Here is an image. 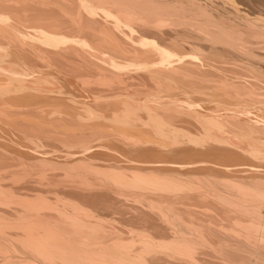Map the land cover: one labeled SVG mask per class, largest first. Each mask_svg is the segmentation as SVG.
I'll use <instances>...</instances> for the list:
<instances>
[{"label": "bare ground", "instance_id": "obj_1", "mask_svg": "<svg viewBox=\"0 0 264 264\" xmlns=\"http://www.w3.org/2000/svg\"><path fill=\"white\" fill-rule=\"evenodd\" d=\"M0 264H264V0H0Z\"/></svg>", "mask_w": 264, "mask_h": 264}]
</instances>
